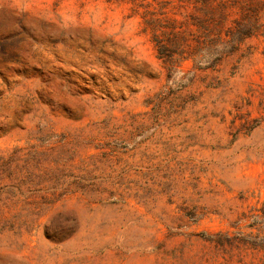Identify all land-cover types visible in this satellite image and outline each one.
Here are the masks:
<instances>
[{
    "label": "rangeland",
    "instance_id": "374dc122",
    "mask_svg": "<svg viewBox=\"0 0 264 264\" xmlns=\"http://www.w3.org/2000/svg\"><path fill=\"white\" fill-rule=\"evenodd\" d=\"M207 2L0 0V264H264V0Z\"/></svg>",
    "mask_w": 264,
    "mask_h": 264
},
{
    "label": "trees",
    "instance_id": "16d2710c",
    "mask_svg": "<svg viewBox=\"0 0 264 264\" xmlns=\"http://www.w3.org/2000/svg\"><path fill=\"white\" fill-rule=\"evenodd\" d=\"M199 2L208 3L207 0H197ZM215 8V7H214ZM219 14L216 15V10L210 12V19H218L217 22H223L225 20V16L227 15V10L224 6L219 7ZM198 24V21H197ZM200 27L201 24H200ZM208 32V28L205 30ZM227 38H225L221 32H210L206 37L196 38L197 46L196 52L199 53L197 56L195 55V51H193L194 57H196V62L199 67H211L215 66L224 55L230 54L239 48L240 43L244 40L243 33L237 34L231 30L227 32ZM248 35V34H247ZM156 45H158V49L160 55L163 56V48L166 47L165 44L160 39H155ZM203 64V65H202Z\"/></svg>",
    "mask_w": 264,
    "mask_h": 264
}]
</instances>
